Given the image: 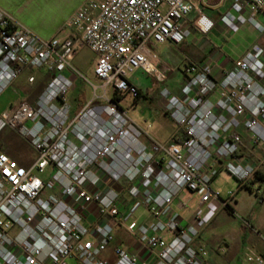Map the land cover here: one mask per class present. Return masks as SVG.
Wrapping results in <instances>:
<instances>
[{
  "label": "built area",
  "instance_id": "built-area-1",
  "mask_svg": "<svg viewBox=\"0 0 264 264\" xmlns=\"http://www.w3.org/2000/svg\"><path fill=\"white\" fill-rule=\"evenodd\" d=\"M203 1L84 0L51 37L0 6V97L27 69L50 74L34 101L26 95L0 111V264H207L209 251L196 241L236 193L222 196L214 180L226 171L238 189L251 187L264 162L243 153L244 132L251 148L264 151V47L255 44L221 77L210 61L187 57L179 90H160L174 124L166 140L122 104L126 96L142 98L130 78L134 72L160 83L170 78L168 68L153 61L151 46L183 43L192 10L200 13L197 28L212 30ZM259 13L264 0H234L226 17L264 31ZM66 29L70 33L61 36ZM85 46L95 54L98 83L74 64ZM80 80L94 93L74 113L68 94ZM7 130L31 146V163L7 151ZM186 190L202 191L203 205L188 223L174 208ZM141 207L151 220L132 218ZM120 228L140 252L123 242L109 256ZM243 259L264 264V252L249 246Z\"/></svg>",
  "mask_w": 264,
  "mask_h": 264
},
{
  "label": "rangeland",
  "instance_id": "rangeland-1",
  "mask_svg": "<svg viewBox=\"0 0 264 264\" xmlns=\"http://www.w3.org/2000/svg\"><path fill=\"white\" fill-rule=\"evenodd\" d=\"M22 7L25 10V14L35 25H41L50 28L53 21L57 17V13L52 8H47L40 5L35 0H21ZM257 19L261 22L264 21L257 15ZM67 32H61V36H66ZM244 38H247L245 36ZM227 40V38H226ZM225 43V40H223ZM180 46L168 47L167 54L173 55L174 57L181 59V52L178 49ZM164 46H160L159 50L151 46V50L156 54H160ZM156 61V60H155ZM168 62V60H164ZM170 63V62H169ZM75 66L86 75L93 83H98L99 79L95 75V54L93 51L85 46L81 48L74 60ZM176 64V65H175ZM175 72L165 83L157 82L156 79L138 70L131 74L130 78L138 86L143 89L145 96L134 101L133 98L126 96L122 104L127 108L131 115L138 121L149 120L153 123L152 133L155 137L160 140H166L174 130L173 121L165 114L164 105L165 100L160 95V90L163 86L169 87L171 90L179 89L177 85L183 80L182 64L178 61L175 62ZM173 65V63L171 64ZM33 71H28L29 73L39 74L37 68H32ZM48 77L40 79L35 86L42 85V83L47 82ZM43 87H35V89H29L33 96L38 92L42 91ZM94 89L93 87L80 80L76 83L74 88L69 92L68 97L72 105H78L79 103H84L93 97ZM26 96L23 91L16 85L9 89L0 97V111L11 106V103L17 102L20 98ZM4 139L8 142L7 151L10 155L18 159L21 163L29 164L33 161L35 157V152L31 146L21 139L16 133L11 130L5 131L3 134ZM262 159V158H261ZM264 166V162L261 164V168ZM52 168H49L46 174L48 175ZM239 182L231 174L226 171H221L219 176L213 182V188L219 190L222 196L227 197L228 193L235 191V197L232 200L230 208H222L218 211L212 222L205 229L204 239H210L211 248L218 250L220 246H230L231 251H227L225 254H219V264H231L232 262L228 258V254L237 255V251L234 250L235 244L233 240V235H239L242 232V218L253 217L257 230L260 231V237H264V182L260 183L253 190L244 187L238 189ZM261 185V186H260ZM202 191L193 192L186 190L183 194V199L188 204L186 208H183L181 212L186 215L195 212L197 209L201 208L203 205L200 202ZM149 212L145 207H141L132 218L137 220L138 223H142L149 219ZM204 246V245H202ZM254 247V246H253ZM258 252H264L263 249H257ZM236 251V252H235ZM221 255V256H220ZM71 263H74L72 261ZM217 264V263H214ZM236 264V263H235ZM237 264H251L244 261L243 257L239 255ZM254 264V263H252Z\"/></svg>",
  "mask_w": 264,
  "mask_h": 264
},
{
  "label": "crops",
  "instance_id": "crops-1",
  "mask_svg": "<svg viewBox=\"0 0 264 264\" xmlns=\"http://www.w3.org/2000/svg\"><path fill=\"white\" fill-rule=\"evenodd\" d=\"M35 1H37L40 5L44 7L52 8L58 14L50 28H44V26L35 25L34 23H32L31 20L25 14V10L23 9L24 7H22L23 5L21 0H0V6L10 12L12 15H14L19 21L33 29L39 35L43 37H51L58 30H60L67 18L82 4L84 0ZM233 3L234 0L203 1L201 3L202 13L211 18L215 23L214 27L212 28V30H210V32L204 34L197 28V26L195 25V20L198 18L200 13L194 9L189 14L188 19L185 23V26L190 31V33L183 43L175 44L171 41H167L164 43L152 45L153 48H156V50H159L160 46H164L160 54H156L152 50L153 54H155V56L153 57V61L161 67L168 68L170 77L174 75V68L176 65L175 62L178 61L179 64H182L183 80L177 85V87L180 88L184 83L185 74L183 68L185 64V59L187 57L196 61H210L215 67L216 76L221 77L223 70L230 69L234 65L235 61L243 57L245 53L250 50L255 44H260L264 47V31L259 30L255 25L250 22L242 23L238 20L232 22L226 17V14L230 10H232ZM249 14L250 13L248 10L244 12L245 16H249ZM257 15L264 21V14L259 13ZM258 21L262 25H264L263 22H261L260 20ZM62 32H64V30ZM65 32L67 33L64 35H68L70 33L67 29L65 30ZM245 36H247V38H244ZM223 40H225V43ZM176 46H180L178 49L182 54L181 59H178L173 55L169 56L167 54V52L169 51L168 47L175 48ZM164 60H168V62ZM172 63L173 65H171ZM30 70L33 71V69H27L26 71H24L15 83V85L16 87L18 86L20 88L21 92L23 91V93H25L27 96L30 97L32 101H34L37 94H39L41 91L33 96V94H31L28 90L35 89V87L41 86L44 88L50 80V74L45 69H38L37 71L39 72V74L32 72L29 73L28 71ZM31 75L35 76L36 78L33 83L29 82V77ZM44 77H48L47 82L42 83V85L35 86V84H37L38 81L40 79H43ZM178 90L179 89H174L173 91ZM85 102H81L75 106L73 105V112H77L85 104ZM244 134L245 143L243 145V153L246 155V157H248L251 161L254 162H258L261 158L264 160V151L260 148H251L248 141L247 132H244ZM260 181L264 182V166L261 168L256 178L254 179V184L248 188L253 190L260 183ZM128 184L129 181L124 182L125 187H127ZM183 194L184 192L175 200L174 208L183 217V222L188 223L192 221L195 212L191 214L187 213L186 215L181 212L183 208H186L188 206V204L183 199ZM246 219L249 220L256 229H258L256 222L252 216ZM149 220H151L150 217L146 221ZM241 224L243 228L242 232L239 235H233V240L235 244L234 250L237 251V255H234V257H232L233 254L227 255L229 260L232 258L230 260L232 262L231 264H237L239 255L243 257L245 250L249 246H254L257 249L264 250V239L260 237V231L258 230V232H255L253 229L246 226L243 221H241ZM205 229L202 231L201 236L196 241V245H204L208 249L209 255L207 257V264H219V254H225L227 253V251H231L232 247L230 248V246L228 245L220 246L218 250L212 249L209 241L211 238L208 240L204 239ZM129 248L132 252L141 251V247L139 246V244H135V241L132 245L129 246Z\"/></svg>",
  "mask_w": 264,
  "mask_h": 264
},
{
  "label": "trees",
  "instance_id": "trees-1",
  "mask_svg": "<svg viewBox=\"0 0 264 264\" xmlns=\"http://www.w3.org/2000/svg\"><path fill=\"white\" fill-rule=\"evenodd\" d=\"M141 95L145 96V93L143 92V89L140 87ZM135 239L130 236L124 229H117L116 234H115V239L113 243L109 247L108 254L110 257L114 258L113 255V247L125 242L128 246L132 245L134 243Z\"/></svg>",
  "mask_w": 264,
  "mask_h": 264
}]
</instances>
